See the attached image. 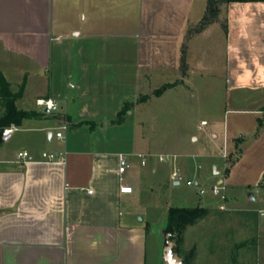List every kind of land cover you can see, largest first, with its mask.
I'll use <instances>...</instances> for the list:
<instances>
[{
	"label": "crops",
	"instance_id": "0c3cea01",
	"mask_svg": "<svg viewBox=\"0 0 264 264\" xmlns=\"http://www.w3.org/2000/svg\"><path fill=\"white\" fill-rule=\"evenodd\" d=\"M207 1L74 0V26L63 31L52 24L54 0H0V72L12 92L24 85L18 109L41 114L7 127L14 130L0 146V264H147L151 223L137 201L146 186L155 191L164 165H142L150 146L107 133L144 126L133 121L143 108L195 91L206 69L201 42L213 36L226 44L227 94H254L256 117L264 109V2L230 3L227 31L214 23L193 36L182 62ZM58 2L62 9L73 0ZM39 99L58 110L43 111ZM23 151L28 158L18 157ZM132 181L138 195L122 193Z\"/></svg>",
	"mask_w": 264,
	"mask_h": 264
},
{
	"label": "rangeland",
	"instance_id": "374dc122",
	"mask_svg": "<svg viewBox=\"0 0 264 264\" xmlns=\"http://www.w3.org/2000/svg\"><path fill=\"white\" fill-rule=\"evenodd\" d=\"M58 3V0L53 2L52 24L57 29L62 25L63 31L69 30L74 26V0L62 9ZM226 10L222 5L218 19L223 30ZM201 45L206 69L196 77L195 91L183 97L174 95L171 99L154 101L150 110L143 108L139 118L135 115L134 123L140 120L144 126L118 129L107 135L123 143L135 144L137 148L150 146L152 155L146 157V161L156 168L164 165L155 191L146 186L144 200L137 201L141 204L140 218L146 214L151 223L147 264H164L169 209L199 205L206 207L209 215L188 227L183 241L179 246L175 243L174 247L183 261L186 260L185 264H264V217L261 216L264 213V130L259 125L264 119V109L257 116L258 121L250 112L256 108L254 94L243 92L239 100L236 94H227L224 38L208 37ZM133 106L128 105L118 121L123 120L125 112ZM203 122L207 124L202 125ZM60 132L66 135V130ZM16 137L20 136L13 135L12 141ZM161 157L168 159L161 162ZM237 157L239 160L230 166ZM135 160L141 162L142 159ZM177 160L178 165L175 164ZM215 167L221 175H214ZM169 170L170 183L166 178ZM175 181L180 184L175 185ZM218 183L227 188L224 209L220 207V195L214 196L210 191ZM130 184L138 195L137 183ZM201 188L207 191L204 196L200 195ZM251 194L254 199H250Z\"/></svg>",
	"mask_w": 264,
	"mask_h": 264
},
{
	"label": "trees",
	"instance_id": "16d2710c",
	"mask_svg": "<svg viewBox=\"0 0 264 264\" xmlns=\"http://www.w3.org/2000/svg\"><path fill=\"white\" fill-rule=\"evenodd\" d=\"M239 2H264V0H208L207 1V10L202 18L199 25L191 24L188 28L186 35V43L183 48V56L182 62L186 61V53H187V43L191 40L193 36L201 33L208 26L214 23H218L219 15L221 13V6L225 5L226 7L230 3ZM225 30L227 31V25L225 26ZM167 87H164L160 91L157 92L158 95H161ZM24 91V85L21 86L19 92L14 93L11 90V84L4 77V75L0 72V98L2 104L5 108L4 115L0 118V146L3 143V131L5 128L10 126H19L26 119H34L40 118L41 114L34 111H24L20 110L17 107V100L22 97ZM263 125V122L259 124ZM239 157L234 160L230 166H233ZM230 171L229 167L226 169V174ZM209 215V211L204 206H197L194 208H180V207H171L168 211V222L165 229L166 235H170V239L176 243L177 246L183 241V236L188 227L196 225L198 222L204 220ZM176 253L178 252L177 248H174ZM186 260L184 259V264Z\"/></svg>",
	"mask_w": 264,
	"mask_h": 264
},
{
	"label": "built area",
	"instance_id": "2783aa9c",
	"mask_svg": "<svg viewBox=\"0 0 264 264\" xmlns=\"http://www.w3.org/2000/svg\"><path fill=\"white\" fill-rule=\"evenodd\" d=\"M37 105L41 108H45V110L47 111H57L58 110V106L56 105L55 101H53L52 99H39L37 100ZM207 123L206 122H203L202 125H206ZM14 130V127H11V128H7L3 131V137H8L11 135V133L13 132ZM57 137L58 138H62V133H58L57 134ZM226 151H225V155L224 157H226ZM18 157L21 158V159H26L29 157V153L26 152V151H23V152H20L18 153ZM50 160L52 161H58V162H63V156L61 155L60 157H56L55 155H50L49 156ZM143 158V157H142ZM166 159H168L167 157L164 158V157H161L160 158V161L161 162H164L166 161ZM146 164V160L143 159L142 160V165H145ZM129 168V164H128V161L125 157H120V167H119V172L121 174H124L126 172V170ZM174 178H177V175H174ZM199 183L196 182L195 185L197 186ZM189 185H194V183L192 182H189ZM132 187H129V186H122L120 191L122 193H125V194H131L132 193ZM227 188L225 185L223 184H216L214 185L212 188H211V194H213L214 196H219L221 197V203L222 205L220 206L221 209H224L225 208V205H226V201H227V197L225 195V192H226ZM92 191H90L91 193ZM200 195H205L207 194V191L204 189V188H201L200 189ZM261 216L264 217V213H261Z\"/></svg>",
	"mask_w": 264,
	"mask_h": 264
},
{
	"label": "water",
	"instance_id": "95a60500",
	"mask_svg": "<svg viewBox=\"0 0 264 264\" xmlns=\"http://www.w3.org/2000/svg\"><path fill=\"white\" fill-rule=\"evenodd\" d=\"M220 171L217 168H214V175H220ZM179 184V182H176ZM250 199H254V196L251 194ZM175 242L170 239V235H167V246L163 251V260L164 264H184L182 257H180L175 251Z\"/></svg>",
	"mask_w": 264,
	"mask_h": 264
}]
</instances>
